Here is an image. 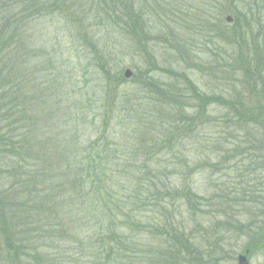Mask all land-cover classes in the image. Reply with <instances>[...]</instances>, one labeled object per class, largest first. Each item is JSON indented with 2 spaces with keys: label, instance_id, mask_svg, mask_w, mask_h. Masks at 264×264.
<instances>
[{
  "label": "rangeland",
  "instance_id": "374dc122",
  "mask_svg": "<svg viewBox=\"0 0 264 264\" xmlns=\"http://www.w3.org/2000/svg\"><path fill=\"white\" fill-rule=\"evenodd\" d=\"M214 1L61 0V11L28 21L16 36L0 27L8 64L3 74L20 85L21 126L30 132L39 160L41 195L61 193L60 216L75 215L69 182L89 164L96 167L109 181L102 192L109 210L91 209L86 219L90 212L101 213L105 224L115 223L128 235L118 201L143 209L136 222L149 225V236L131 231L149 243V261L155 264H163L154 258L163 247L154 232L163 215L168 217L161 221L163 233L184 234L197 247L186 263L203 254L207 264H238L242 255L249 264H264V150L258 151L264 148V118L244 125L217 103L232 105L237 97L264 102V87L257 85L264 86V23L252 26L249 35V44L260 46L258 57L245 54L247 63L240 68L235 38H218L215 21L220 17L232 25L226 23L229 11L244 13L248 4L231 0L222 8V1L216 6ZM203 6L202 16L212 13L213 27H198ZM221 65L231 72L218 70ZM10 156L0 155L1 190L19 177H33L25 175L22 162L24 172L12 174L18 160ZM160 171L164 177L156 184L152 178ZM57 202L50 200V206ZM93 220L81 222L83 232L94 233ZM60 226L62 241L49 239L39 249L51 261L44 264H73L77 258L72 240L63 235L69 220ZM169 259L165 255L162 261ZM76 261L96 264L85 257Z\"/></svg>",
  "mask_w": 264,
  "mask_h": 264
},
{
  "label": "trees",
  "instance_id": "16d2710c",
  "mask_svg": "<svg viewBox=\"0 0 264 264\" xmlns=\"http://www.w3.org/2000/svg\"><path fill=\"white\" fill-rule=\"evenodd\" d=\"M60 1L61 0H0V27H2L1 29L4 31H12L16 36L28 21H35L44 15L61 11L63 7ZM221 1L223 3L222 8H225L224 5L227 6L231 0H217V3L214 1V5L216 6ZM246 2L248 5H244V13L239 11L236 13L234 10L229 11V16L233 18L232 25L224 24L220 17L215 21V27L217 28L215 29L216 32L219 33L218 38L225 39V36H233L235 38V44L238 49H240L238 50L240 52L238 61L239 64L241 63L239 65L240 68H242V66L245 67L247 63V61L243 59L245 54H247L245 57H250L252 59L258 57L260 46L257 42L249 44V35L254 32V29H251L252 26L259 28L257 26L264 23V0H246ZM206 7L207 6L202 7L196 19L199 21L200 25H198V27L201 29H203V27L207 28V26L213 27L214 25L212 13L207 14L206 12L205 17L208 19L202 16V12ZM210 8L212 11L214 10L213 7ZM222 8L218 6L217 9ZM209 22H212L213 25H209ZM189 23L190 21H185V27H187ZM263 27L264 24L262 25V28ZM249 48L252 49L247 50ZM218 50L223 49L218 48ZM217 60H220L219 56ZM6 64L7 61L5 57L2 56V46L0 45V155L10 154V157L17 158L18 163L15 164L16 166L14 167L16 168H13L14 171L12 172L15 176L24 172L22 166L19 165V162H22L27 170L25 171V175L33 177L27 181L20 180L19 177L17 178V183L12 184L7 189H0V205L5 207L2 208L5 212L3 217L0 218V264L50 263V259L43 257L39 249L45 247L49 239H52L53 242L62 241H60V234L62 231L60 225L61 221L64 223L65 218L69 220L70 227L67 233L65 232L63 235L67 234L72 240V245L77 254L76 260L79 259V257H85L90 259L91 262H96V264H155L149 261V243H141V239L136 237L131 231L135 228L137 233L143 231L144 235L149 236V225L136 222L139 213L142 212L143 209L138 206L133 209H128L124 201H118L117 210L118 212L124 213L123 217L126 222L124 224L129 230L128 235L123 234L122 232L124 231L121 229L119 230L120 232H118L119 226L115 223L105 224L103 218H98L101 213L90 212V217L86 219L88 214L85 215V212H89L91 209L109 210L107 208L108 204L102 193L103 190H105V184L109 183V181L105 180L106 177L103 175L104 172L100 173V171H97L96 167L89 164V166L83 168L81 172L78 173V178L76 180H70L69 182L67 191L68 199L70 194V202L73 204L71 213L75 215L71 217L60 216L62 208L60 202L56 200L59 199L61 193L59 195H41L44 192V188L41 186L42 181L38 182L37 180V176H42L36 165L39 160L32 149L30 132H25L22 127L24 121V110L22 105L24 104V100L22 96L18 95L20 85L18 82H14V80H7L8 76L3 74L4 69L6 70L8 66V64ZM220 64L222 63H219V65ZM256 66L259 65L257 64ZM227 67L228 65H221L218 70L225 73L231 72L227 70ZM257 73L258 72L254 74ZM246 74L248 76L247 78L252 80L249 78L248 71H246ZM261 82L262 81L257 83V85L260 84L264 87ZM201 100L203 101L201 102L202 104L207 102L205 98H201ZM209 101H211V99H209ZM255 101V103H247L246 100V103H244V100L237 97V101L232 105L225 103L223 100L217 103L224 109H229L230 112H234L235 119H238L237 122L242 120V124L247 125L249 123L256 124V118H258L256 120L257 123H260V120L264 118V109H262L264 102H258L257 104V99H255ZM241 117L244 119H241ZM163 143L166 144L165 139ZM259 150H264V148L260 147L258 151ZM250 157L253 158V155ZM261 160L264 161L263 158H261ZM84 172L86 174H84ZM89 172H91V174H89ZM4 176L5 173H0V178ZM163 177L164 173L160 171L159 174L152 179L155 180L157 184L161 183ZM56 179H58V176ZM260 179L261 178H257V180ZM45 180L48 182V179ZM49 180H55V178L51 177ZM144 185L146 187L147 184ZM145 187L141 188L145 189ZM146 190H148V188ZM34 195L40 198L39 202L35 200ZM90 195H93V199L89 198ZM188 196L190 195L187 194L186 197ZM137 197L139 198L140 196ZM54 199L55 202H57V207L53 209L50 206V200L54 201ZM88 199L91 200V204H88ZM130 201L132 200L129 199L128 202ZM132 202L137 203L139 201ZM84 204L88 206V209L82 208ZM145 204L146 202L142 204L141 207H144ZM77 209L78 214L76 213ZM104 214V217H106V213H103V215ZM163 218L166 220L168 217L163 215L161 221ZM90 219H95L93 220V229L95 231L91 235L88 232H83L84 227L82 226L84 225L81 223L84 220L90 221ZM161 221L156 225L154 232L161 238L163 247L156 251L155 254L157 256H154V258L158 260V263L164 264L162 261L163 256L166 255L167 259L170 255L169 264H190L186 262L190 261L191 255L197 247L188 239L184 238V234L176 236L178 233L175 231H172L171 234L163 233L162 228L164 227L161 225ZM133 224H135V226H133ZM53 247L56 250L54 256L58 257L59 261L64 263L65 258L61 259L62 257L59 256V252L61 251L60 248L54 245ZM205 259H207V257H204L202 254L199 257H194L191 262L196 263L191 264H207L208 261L204 262ZM76 260H74L73 264H78Z\"/></svg>",
  "mask_w": 264,
  "mask_h": 264
},
{
  "label": "water",
  "instance_id": "95a60500",
  "mask_svg": "<svg viewBox=\"0 0 264 264\" xmlns=\"http://www.w3.org/2000/svg\"><path fill=\"white\" fill-rule=\"evenodd\" d=\"M226 22L228 24H231L233 22L232 17H230V16L226 17ZM130 76H131L130 71H126L125 77L126 78H129ZM238 264H248L247 263V258L245 256H243V255L242 256H239V258H238Z\"/></svg>",
  "mask_w": 264,
  "mask_h": 264
},
{
  "label": "flooded vegetation",
  "instance_id": "af4514ba",
  "mask_svg": "<svg viewBox=\"0 0 264 264\" xmlns=\"http://www.w3.org/2000/svg\"><path fill=\"white\" fill-rule=\"evenodd\" d=\"M247 263H248V261H247ZM249 264V263H248Z\"/></svg>",
  "mask_w": 264,
  "mask_h": 264
}]
</instances>
